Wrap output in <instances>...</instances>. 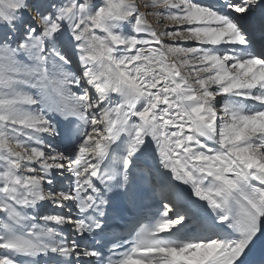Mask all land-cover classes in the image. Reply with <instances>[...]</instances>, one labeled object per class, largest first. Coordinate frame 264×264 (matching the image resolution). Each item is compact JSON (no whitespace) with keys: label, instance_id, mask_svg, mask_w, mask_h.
Instances as JSON below:
<instances>
[{"label":"snow or ice","instance_id":"snow-or-ice-1","mask_svg":"<svg viewBox=\"0 0 264 264\" xmlns=\"http://www.w3.org/2000/svg\"><path fill=\"white\" fill-rule=\"evenodd\" d=\"M0 264H264V0H0Z\"/></svg>","mask_w":264,"mask_h":264}]
</instances>
